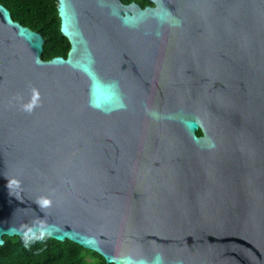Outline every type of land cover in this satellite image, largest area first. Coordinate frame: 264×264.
I'll list each match as a JSON object with an SVG mask.
<instances>
[{"label": "water", "instance_id": "1", "mask_svg": "<svg viewBox=\"0 0 264 264\" xmlns=\"http://www.w3.org/2000/svg\"><path fill=\"white\" fill-rule=\"evenodd\" d=\"M149 1L57 0L48 60L0 3V245L39 217L105 264H264V0Z\"/></svg>", "mask_w": 264, "mask_h": 264}, {"label": "trees", "instance_id": "2", "mask_svg": "<svg viewBox=\"0 0 264 264\" xmlns=\"http://www.w3.org/2000/svg\"><path fill=\"white\" fill-rule=\"evenodd\" d=\"M127 4L136 2L141 7L152 5L149 0H120ZM13 20L39 32L44 38L41 58L66 56L70 44L60 32L57 0H0ZM201 134L200 130L196 131ZM17 236H3L0 245V264H105L98 253L85 249L70 240L47 238L25 247ZM113 264V263H109Z\"/></svg>", "mask_w": 264, "mask_h": 264}, {"label": "clouds", "instance_id": "3", "mask_svg": "<svg viewBox=\"0 0 264 264\" xmlns=\"http://www.w3.org/2000/svg\"><path fill=\"white\" fill-rule=\"evenodd\" d=\"M28 110H31V106H28ZM36 202L42 210L49 207L52 203L47 197H41L37 199ZM50 236L51 232L48 228L47 222L44 219L37 217L30 223H21L18 227V236L16 238L22 240L24 246L27 247L31 243L42 242ZM125 264H140V262L129 258L125 261Z\"/></svg>", "mask_w": 264, "mask_h": 264}]
</instances>
